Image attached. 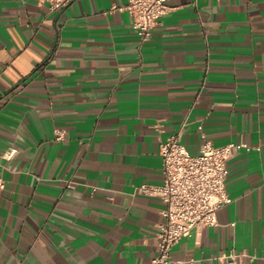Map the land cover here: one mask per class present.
Masks as SVG:
<instances>
[{
  "label": "crops",
  "instance_id": "obj_1",
  "mask_svg": "<svg viewBox=\"0 0 264 264\" xmlns=\"http://www.w3.org/2000/svg\"><path fill=\"white\" fill-rule=\"evenodd\" d=\"M128 2L0 0V264H151L166 203L137 189L164 182L174 135L250 147L174 258L264 264V0H169L146 41Z\"/></svg>",
  "mask_w": 264,
  "mask_h": 264
},
{
  "label": "built area",
  "instance_id": "obj_2",
  "mask_svg": "<svg viewBox=\"0 0 264 264\" xmlns=\"http://www.w3.org/2000/svg\"><path fill=\"white\" fill-rule=\"evenodd\" d=\"M74 0H46L52 11H60ZM118 8V7H115ZM120 9L127 10L134 20V28L142 40H149L154 28L171 9L169 0H129ZM66 138L64 129H56L55 139ZM243 148L249 149L245 142H231L217 146L206 139L201 152L193 155L174 135L161 143L164 164V182L161 185L144 183L137 192L148 196L160 197L165 203V221L160 225L158 255L151 264H185L173 256V248L195 229L219 224L218 211L232 203L234 198L228 191L230 175L228 161L233 154ZM17 150L9 148L4 157L11 159ZM5 182L0 181V188ZM73 188L74 183L69 182ZM250 257L246 252L231 251L220 256L226 264H237L241 257Z\"/></svg>",
  "mask_w": 264,
  "mask_h": 264
}]
</instances>
